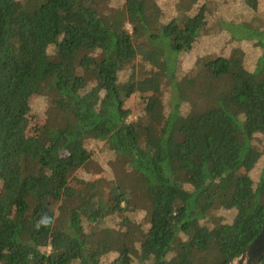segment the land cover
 Returning <instances> with one entry per match:
<instances>
[{"label": "trees", "instance_id": "obj_1", "mask_svg": "<svg viewBox=\"0 0 264 264\" xmlns=\"http://www.w3.org/2000/svg\"><path fill=\"white\" fill-rule=\"evenodd\" d=\"M171 4L155 21L147 0H0V84L17 90L0 96V264H229L260 232L264 165L257 180L237 170L264 154V91L247 110L223 94L197 102L224 110L226 138L184 120L180 59L223 93L234 44L248 42L264 74V1ZM207 38L226 55L205 58ZM38 95L49 118L32 153L23 128ZM88 139L98 150L73 158ZM230 144L242 159L224 167Z\"/></svg>", "mask_w": 264, "mask_h": 264}, {"label": "rangeland", "instance_id": "obj_2", "mask_svg": "<svg viewBox=\"0 0 264 264\" xmlns=\"http://www.w3.org/2000/svg\"><path fill=\"white\" fill-rule=\"evenodd\" d=\"M16 0H11L14 3ZM118 0H111L112 4H115ZM191 0H147V5L149 10L153 15V19L156 21L158 13L161 7L167 2H172L171 6L178 9H188L191 7ZM264 1V0H263ZM232 53V68L237 71V74L232 81V83L222 90L216 86H211L207 84L202 75L191 66L190 57L181 56V64L188 68L187 79L183 82V92L187 97V100L192 105L191 114L187 115L184 120L188 122H197L200 124L208 125L217 131H219L226 138H230L235 130V126L232 121L228 118L224 110L220 108L207 110L200 109L197 107V102L201 99H206L211 102L210 104L216 105L219 98L223 94V98L227 108H231L236 104H240L245 110L249 109L254 100V93L264 91V74L260 72H255L252 68V54L253 48L248 42L235 43ZM199 51L201 54L208 59L220 55H226V51L218 46V43L213 39H208L199 43ZM0 96L5 98H16L17 90L15 88H5L0 84ZM44 101L41 95L35 96L31 102V110L27 114L24 122L23 132L28 134L31 139L30 151L32 153H37L42 149V143L35 139L34 134L36 128L41 122H46L48 120V112L44 110ZM92 150H98L97 141L93 139H88L84 142L74 143L71 146L70 151H72L73 158L80 160L85 157L88 147ZM89 147V148H90ZM242 157L236 145L230 144L222 147L221 150V160L224 167L235 166L238 160L241 161ZM264 165V154L256 162V164L247 171L244 167L239 166L237 172L239 174L248 173L255 180L258 179L261 170ZM2 163H0V167ZM98 174V173H97ZM95 176H98V175ZM91 182H87L82 186V189H88ZM109 237H112V230H107ZM114 239V238H112ZM111 239V240H112ZM115 241V240H114ZM113 241V242H114ZM114 249L115 242L111 244ZM113 255L110 254L109 257ZM190 264H199V259L197 256H193L190 259Z\"/></svg>", "mask_w": 264, "mask_h": 264}, {"label": "water", "instance_id": "obj_3", "mask_svg": "<svg viewBox=\"0 0 264 264\" xmlns=\"http://www.w3.org/2000/svg\"><path fill=\"white\" fill-rule=\"evenodd\" d=\"M264 256V221L260 232L243 250L242 254L229 264H261Z\"/></svg>", "mask_w": 264, "mask_h": 264}]
</instances>
